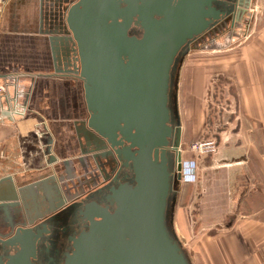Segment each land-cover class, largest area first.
Segmentation results:
<instances>
[{
  "label": "water",
  "instance_id": "obj_1",
  "mask_svg": "<svg viewBox=\"0 0 264 264\" xmlns=\"http://www.w3.org/2000/svg\"><path fill=\"white\" fill-rule=\"evenodd\" d=\"M48 2L56 1L40 4L45 8ZM251 2L61 0L52 18L43 17L60 34H69L76 47L79 67L74 74L82 82L88 113L81 127L89 141L98 139L113 147L119 133L131 143L127 149H138L132 154L134 185L110 190L106 200L114 206L112 212L95 203L85 208L82 215L89 226L71 238L72 250L65 254L63 264H190L170 230L181 178L178 73L188 53L198 50L203 41L213 45L226 33L227 45ZM132 23L141 31L128 32ZM21 90L25 106L27 91ZM172 119L175 128L169 125ZM168 147L176 157L174 180ZM96 151L83 153L91 154L85 155L91 166L94 160L99 162ZM81 164L85 168L82 160ZM97 167L101 169L100 162ZM16 201L0 199V209L20 207ZM39 236L21 230L0 240L2 245L17 248L13 254L0 256V264H34Z\"/></svg>",
  "mask_w": 264,
  "mask_h": 264
},
{
  "label": "crops",
  "instance_id": "obj_2",
  "mask_svg": "<svg viewBox=\"0 0 264 264\" xmlns=\"http://www.w3.org/2000/svg\"><path fill=\"white\" fill-rule=\"evenodd\" d=\"M41 1L43 0H4L0 10V83L11 86L14 84L12 79L19 76L17 82L20 88L27 91L24 93L27 112L30 118L37 121L34 123L37 124L35 128H29L25 135L19 129L20 123L17 120L0 123V146L5 152L12 151L17 135L20 140L32 136L35 144L29 142V145L35 146L38 151L34 162L41 164V167H35L37 169L34 173L47 171L50 173L48 179L55 177L57 180L61 178V173L56 171L58 163L65 165L67 170H72L76 162L82 160L87 165L84 176L91 175L93 180V167L86 158L89 155L83 154L90 151L86 149V130L81 127V122L87 120L88 113L83 98V85L74 74L70 62L72 48L65 37L58 34L60 31L57 32L56 27L43 21V17L52 18L57 2L61 0H53L56 1L54 4L48 2L45 8L41 6ZM254 1L257 4L260 2L252 0L251 6ZM261 1L263 13L257 22L259 33L244 47L230 52L221 60L222 79L225 82L227 80L229 89L232 87V96L237 105L235 108L248 147V155L241 154V162L236 163L238 166L235 171H244L245 174L241 176L249 178L250 190L247 196L239 198L236 214L240 216L236 215L225 231L209 230L205 239V233L197 234L198 244L194 243V249L198 264H202V258L204 264H264V0ZM183 69L185 79L182 83ZM27 74L30 77L25 80L24 76H28ZM209 74L210 72L207 75ZM191 79H195V84ZM199 81V68L193 67L189 71L184 59L177 81L178 108H204L202 96L205 93V83L198 85ZM181 88L183 105L179 101ZM42 136L46 138L42 140ZM189 164L197 166L194 161L184 164L182 160L185 172H194L186 169ZM62 174L65 175L64 172ZM228 178L230 180V170ZM185 180L188 183L184 186L188 188L195 181L192 176ZM179 185L183 186L180 182ZM230 187L228 195L231 194ZM181 192L182 190L178 194L177 204ZM190 201L191 195L188 205ZM242 208L246 212H241ZM180 215L174 208L175 224V219ZM224 220L225 218H220L210 223L221 224ZM183 223L186 224L184 220ZM198 252L202 258L197 255Z\"/></svg>",
  "mask_w": 264,
  "mask_h": 264
},
{
  "label": "rangeland",
  "instance_id": "obj_3",
  "mask_svg": "<svg viewBox=\"0 0 264 264\" xmlns=\"http://www.w3.org/2000/svg\"><path fill=\"white\" fill-rule=\"evenodd\" d=\"M75 1L77 0H74V2ZM260 2L262 3L261 0ZM260 2L258 4L255 3V1L253 2L248 12L244 15L239 24H237L238 28L234 30L235 37L230 39L227 45L224 43L226 40V33H223L221 36H218L217 41L213 45H210V42H208L209 40H205L200 43L198 50L190 51L185 58L189 71L192 70L193 67L199 68L200 81L198 85L202 82L205 83V93L202 96L204 108H178L182 127L180 145L181 159L184 161V164L189 161H194L197 166L193 164L187 165L189 168L186 169H192L194 171L189 173L185 172V167L183 168L182 166V170L180 171V183L183 184V186H178L176 202L180 190H182V192L178 204L175 202L174 207L177 213L181 215L175 219V224L173 210L170 230L174 232L190 264H192V262L198 264L194 249V243L196 245L198 244L197 234L202 235L205 233V239L209 230L225 231L226 227L230 226L236 215L240 216V214H236L239 198L243 195L247 196L250 190L248 188L251 184V182L248 181L249 178L241 176L245 174L244 171H235V168L238 166L236 163L241 162V154L245 156L248 155V147L244 141L246 137L245 132L239 123V115L236 111L237 108H235L236 102L232 96L234 93L231 91L232 87L229 89L227 80L225 82L222 79L221 60L224 56L227 57L228 54H231L230 52L244 47L253 36L255 37L259 33L260 30L257 29V22L259 16L263 13ZM3 4L4 0H0V10ZM58 34L65 37V41L67 40L72 48L70 62L72 70L75 72L77 70L76 68L79 67L76 47L73 42L68 39L70 35H67L65 31ZM204 45L207 46V48H204ZM19 70L21 71L22 69ZM23 70L28 71L26 69ZM209 72L210 74L207 75ZM190 74H192V72H190ZM184 76L185 69H183L181 74V78L183 79L182 83L185 79ZM24 77L25 80H27L30 76ZM191 81L195 84V79H191ZM227 88L229 90H227ZM182 96L183 89L181 88V90H179V101L180 103L182 101L183 105ZM29 116L30 114L26 112L24 116L16 118L17 122L20 123L18 126L23 135L27 134L29 128L34 129L37 125L34 124L37 121ZM26 123H28V126ZM23 139L24 140H20L19 136H16L15 147L12 151L8 150L5 152L2 146H0V199H15L16 201L19 197V189L36 182L41 184L44 179L48 178V174H50L47 171L34 173L37 169H35L37 165L41 167V164H36L34 162L37 158L34 157L37 156L38 151L35 149V146L29 145V142L30 144H35V140L32 141V136ZM92 147L94 148L93 145ZM86 149L90 150L91 153L94 152L90 146H87ZM90 156L91 154H89V157ZM232 156L235 157L233 158ZM90 159L93 161V158ZM94 161V166L93 164L92 166L94 167L93 170L95 169L94 173L97 174L98 163L101 162V166H103L104 163H102L100 159L98 163ZM58 164L59 166L56 171L57 173H61V180H63L66 177L62 174L66 172L64 169L65 165L61 163ZM101 169L106 171V173H103L105 176L107 173L110 174V176L113 175L108 167L105 169L102 167ZM228 170H230V180L228 178ZM97 176L98 180L101 181L99 186H95L92 176L91 180H89V178L88 180L86 179L84 184V192L86 194L100 189L101 186H103V188L106 187L105 184H107V182L104 183L102 181L104 179L102 175L99 176L98 174ZM190 176L195 180L194 183H197H193V185H190V188H188V186L186 187L184 185L188 183L185 179L190 178ZM69 177V179H71L70 182H66L65 180L64 182L66 184L63 188L70 192H76L79 187L80 179H76L71 173ZM55 181L54 184L50 183L48 191L51 189L52 193L55 192L58 194V192L60 193L59 184L57 180ZM229 187L231 188L230 195L227 193ZM38 189L39 191L41 190V193L39 192L40 195H47V191L43 190L42 185H40ZM21 195L22 198H24L26 195L25 191H21ZM190 195L191 201L188 205ZM16 203H19L18 200ZM241 212L246 211L242 208ZM2 214L0 209V234L8 232V225L3 224L1 221ZM22 216L23 211L20 209V213H18L17 217L21 219ZM220 218H225L223 223H210ZM183 220L186 224L183 223ZM246 228H249V226H246ZM192 254L194 256H192ZM197 255L201 256L200 252H198ZM201 263L204 264L203 258L201 259Z\"/></svg>",
  "mask_w": 264,
  "mask_h": 264
},
{
  "label": "flooded vegetation",
  "instance_id": "obj_4",
  "mask_svg": "<svg viewBox=\"0 0 264 264\" xmlns=\"http://www.w3.org/2000/svg\"><path fill=\"white\" fill-rule=\"evenodd\" d=\"M138 31H141V28L136 23H132L128 28V32L130 33H137ZM174 123L175 121L172 119L169 125H173V128H175ZM86 140L88 146L89 143L91 144L90 148L99 152V159L104 163L101 168L103 167L105 169L108 167L113 174L110 176V174L107 173L105 176L103 173H106V171L100 168H97V174L93 173L95 186L101 184V181L98 180V176H96L99 174V176L102 175L104 178L102 181L104 183L107 182V184H105L106 187L103 188V186H101L100 189L86 194L84 192V184L86 179L88 180L89 178V180H91V175L85 177L84 171L87 169L86 162H84L85 168H83L81 161H77L76 166H74L72 170L64 168L66 170V172H64V177H66L63 180L57 178L60 193H52L51 189L48 191L50 183L54 184L56 178L54 177L51 181H48L49 179L46 178L43 180V183L37 186L32 183L21 188L26 194L23 199L20 198L22 195L19 196L18 200L21 208L15 207L14 205L7 209L1 208L3 210L1 211L3 213L1 221L3 224L8 225V232L0 234V240L5 241L15 236L16 233L21 230H28L34 234L39 233L40 236L36 243V257L33 259L34 264H63L65 254L71 253L72 250L71 238L77 237L81 232L86 231L89 226L88 218L82 215V213L85 212V208L89 204L95 203L104 208L108 207L109 211L112 212L114 206H111L106 200L107 196L110 194V190L120 185H134V155L132 156V154L137 152L138 149L135 147L131 148V150L127 149L130 148L131 143L126 141L125 136L118 133L117 139L112 144L113 147L107 142L103 143L98 139L89 141L87 136ZM171 141L172 138L169 139V144ZM166 152L169 156L168 167L172 175L171 178L174 180V176L178 174L176 157L170 150V147L167 148ZM93 172H95V169ZM70 173L75 176L76 179H80L79 187L76 192H70L63 188L66 184L64 181L70 182L71 180L69 179L70 177L66 175ZM40 185H42L44 191H47V195H40L41 190L39 191L38 189ZM20 209L23 211L21 219L17 217L18 213H20ZM94 220L98 219L94 218ZM15 248H9L8 246L0 244V256L4 257L8 254H13Z\"/></svg>",
  "mask_w": 264,
  "mask_h": 264
},
{
  "label": "built area",
  "instance_id": "obj_5",
  "mask_svg": "<svg viewBox=\"0 0 264 264\" xmlns=\"http://www.w3.org/2000/svg\"><path fill=\"white\" fill-rule=\"evenodd\" d=\"M18 78L16 76L12 79L14 84L11 86L0 83V123H4L6 120L14 121L17 117H22L27 112V109L22 104L23 93L17 82Z\"/></svg>",
  "mask_w": 264,
  "mask_h": 264
},
{
  "label": "bare ground",
  "instance_id": "obj_6",
  "mask_svg": "<svg viewBox=\"0 0 264 264\" xmlns=\"http://www.w3.org/2000/svg\"><path fill=\"white\" fill-rule=\"evenodd\" d=\"M26 108V106H24ZM180 152V151H179ZM181 153V152H180ZM181 169H182V159H181Z\"/></svg>",
  "mask_w": 264,
  "mask_h": 264
}]
</instances>
